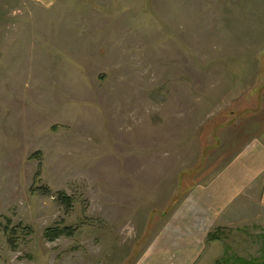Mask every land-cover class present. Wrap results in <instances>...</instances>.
<instances>
[{
    "label": "rangeland",
    "instance_id": "obj_1",
    "mask_svg": "<svg viewBox=\"0 0 264 264\" xmlns=\"http://www.w3.org/2000/svg\"><path fill=\"white\" fill-rule=\"evenodd\" d=\"M258 139L264 0H0V264L261 257L202 195Z\"/></svg>",
    "mask_w": 264,
    "mask_h": 264
},
{
    "label": "crops",
    "instance_id": "obj_2",
    "mask_svg": "<svg viewBox=\"0 0 264 264\" xmlns=\"http://www.w3.org/2000/svg\"><path fill=\"white\" fill-rule=\"evenodd\" d=\"M251 145L217 175L206 192L202 189L211 211L222 214L235 213L238 208L251 210L248 202L264 209V140Z\"/></svg>",
    "mask_w": 264,
    "mask_h": 264
},
{
    "label": "trees",
    "instance_id": "obj_3",
    "mask_svg": "<svg viewBox=\"0 0 264 264\" xmlns=\"http://www.w3.org/2000/svg\"><path fill=\"white\" fill-rule=\"evenodd\" d=\"M44 187H39V189H43ZM48 194V193H47ZM58 201L67 207V209H70L72 207L73 199L68 196L67 194H64L62 192L58 193ZM74 234V230L70 227H59V226H53L46 230L45 236L48 237L50 240H55L63 235L65 236H72ZM217 232L214 234H210V238L217 237ZM217 264H264V253L261 257H254V258H243V257H232V256H225L222 258L221 261H217Z\"/></svg>",
    "mask_w": 264,
    "mask_h": 264
}]
</instances>
